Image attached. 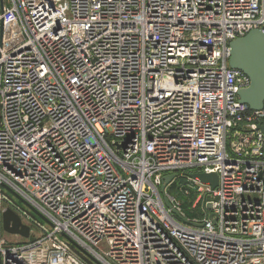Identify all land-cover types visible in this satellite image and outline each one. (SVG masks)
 Returning <instances> with one entry per match:
<instances>
[{
	"label": "built area",
	"instance_id": "built-area-1",
	"mask_svg": "<svg viewBox=\"0 0 264 264\" xmlns=\"http://www.w3.org/2000/svg\"><path fill=\"white\" fill-rule=\"evenodd\" d=\"M252 30L264 0H0V208L33 238L0 264H264Z\"/></svg>",
	"mask_w": 264,
	"mask_h": 264
},
{
	"label": "water",
	"instance_id": "water-1",
	"mask_svg": "<svg viewBox=\"0 0 264 264\" xmlns=\"http://www.w3.org/2000/svg\"><path fill=\"white\" fill-rule=\"evenodd\" d=\"M229 48V67L243 72L250 79L249 87L238 92L240 102L247 105L250 110L262 109L264 103V33L260 30H252L244 37L232 41L229 44ZM176 176L177 175H170L164 177L161 194H164L166 185L176 178ZM187 176L191 179L198 180L201 184L209 185L211 189L216 188L218 185V177L215 174L196 173L188 174ZM6 190L29 208L35 215L44 220L14 193L8 189ZM164 204L175 216L180 217L178 212L172 208L166 198H164ZM182 220L185 222L184 219ZM4 233L11 236H18L31 242L33 241V238L30 236L29 227L22 223L20 217L10 209L2 210L0 208V239ZM74 246L76 247V245ZM76 248L86 255L84 251L78 247ZM89 258L95 264H98L91 257Z\"/></svg>",
	"mask_w": 264,
	"mask_h": 264
},
{
	"label": "rangeland",
	"instance_id": "rangeland-1",
	"mask_svg": "<svg viewBox=\"0 0 264 264\" xmlns=\"http://www.w3.org/2000/svg\"><path fill=\"white\" fill-rule=\"evenodd\" d=\"M167 192H170V191H168L167 190ZM8 193V192H7ZM9 194V196L11 197V199L15 202V203H17L19 206H21L24 210H26V211H28L29 213H31V214H33L34 216H36L37 217V215H35L29 208H27L22 202H20L16 197H14L12 194H10V193H8ZM170 194H171V196H173V197H178L177 196V194L175 193V192H170ZM2 237L6 240V241H8V242H11V243H14V242H21V243H23V240H22V238L21 237H18V236H9V235H7V234H2ZM17 242V243H18Z\"/></svg>",
	"mask_w": 264,
	"mask_h": 264
},
{
	"label": "crops",
	"instance_id": "crops-1",
	"mask_svg": "<svg viewBox=\"0 0 264 264\" xmlns=\"http://www.w3.org/2000/svg\"><path fill=\"white\" fill-rule=\"evenodd\" d=\"M9 236H11V235H9ZM22 240H24V239H22ZM18 242V241H17ZM17 242H14V243H17ZM24 242V241H23ZM18 243H21V242H18Z\"/></svg>",
	"mask_w": 264,
	"mask_h": 264
},
{
	"label": "trees",
	"instance_id": "trees-1",
	"mask_svg": "<svg viewBox=\"0 0 264 264\" xmlns=\"http://www.w3.org/2000/svg\"><path fill=\"white\" fill-rule=\"evenodd\" d=\"M183 182V180H179L178 183Z\"/></svg>",
	"mask_w": 264,
	"mask_h": 264
}]
</instances>
